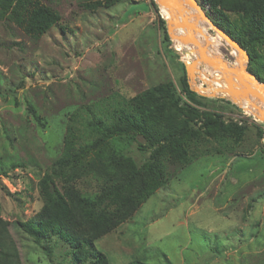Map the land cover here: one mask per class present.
Here are the masks:
<instances>
[{
    "label": "rangeland",
    "instance_id": "rangeland-1",
    "mask_svg": "<svg viewBox=\"0 0 264 264\" xmlns=\"http://www.w3.org/2000/svg\"><path fill=\"white\" fill-rule=\"evenodd\" d=\"M31 1L14 0L4 10L0 0V214L11 222L40 209L38 182L62 153L73 111L168 81L181 104L188 103L179 80L185 64L198 59L193 44L187 50L176 40L155 0L156 7L151 0H40L61 19L39 37L20 24ZM198 2L207 15L212 12L210 4ZM204 23L226 43L222 50L233 62L235 48ZM197 64L214 75L207 63ZM222 95L205 96L206 105L191 103L199 111L192 124L203 135L199 155L185 166L166 161L167 183L96 241L112 264H264V121L242 96L226 95L229 103L217 100ZM218 114L225 123L246 126L239 144L206 133L208 116ZM114 142L137 163L150 154L142 137ZM10 231L24 264H73L62 241H52L50 256L14 225Z\"/></svg>",
    "mask_w": 264,
    "mask_h": 264
},
{
    "label": "trees",
    "instance_id": "trees-1",
    "mask_svg": "<svg viewBox=\"0 0 264 264\" xmlns=\"http://www.w3.org/2000/svg\"><path fill=\"white\" fill-rule=\"evenodd\" d=\"M13 2L1 0L4 10H9ZM203 2L212 8L211 13L207 12L210 19L246 49L248 70L264 82V0ZM150 4L157 6L154 0ZM230 12L238 16L232 18ZM60 19L55 9L33 0L20 24L27 34L39 37ZM259 46L263 47V53L258 51ZM179 87L188 99L183 105L177 88L168 81L131 98H116L109 105L101 101L73 111L66 126L62 153L38 182L40 209L23 221L11 222L0 214V264H24L11 225L50 256L52 241L57 240L70 249L73 264H112L97 249L96 241L132 218L167 183L166 161L185 166L199 155L197 145L203 135L192 124L199 111L191 103L206 105L204 99L208 98L190 88L186 71ZM217 100L230 103L224 97ZM30 109L35 111L32 106ZM220 116H208L206 133L227 136L239 144L246 126L225 123ZM36 120L43 125L39 116ZM138 137L150 149L142 163H137L114 142L131 144ZM2 172L7 175V171ZM84 184L94 187L93 190Z\"/></svg>",
    "mask_w": 264,
    "mask_h": 264
},
{
    "label": "water",
    "instance_id": "water-1",
    "mask_svg": "<svg viewBox=\"0 0 264 264\" xmlns=\"http://www.w3.org/2000/svg\"><path fill=\"white\" fill-rule=\"evenodd\" d=\"M159 6H164L169 10H176L179 17L173 19L172 22L168 20V29L172 30L175 28H183L186 31V34L181 35L179 37L181 40L187 43H191L195 46L193 47V51L198 52V59L193 60L192 62L185 64V69L188 75V82L190 88L195 91L197 94L201 96H211L213 94H223L222 97L228 95L229 97H234L238 100L239 96L250 99V105L258 111L256 115L257 118L261 121H264V82L260 81L252 72L248 70V62H249V54L246 49L241 46V44L225 32L224 29L220 28L216 25L210 17L205 13L202 6L198 2V0H187L198 12L199 17L207 22L217 33H219L232 47L238 50L241 67L239 70L230 67L225 62H222L219 59L211 57L207 53V45H203L200 43V39H198L195 35L194 22L189 21V16L184 13L181 4L177 0H155ZM198 30V29H197ZM173 31V30H172ZM173 35V34H172ZM179 51L178 49H175ZM202 61L208 64V67L213 70L214 75H211V80L208 81L201 75L202 70L197 69L198 62ZM245 62V63H244ZM207 71V70H205ZM209 72V71H207ZM224 73L228 74L227 77H224ZM233 74L237 77L240 83L243 85L242 89H237L234 87L233 83ZM252 77V79H250ZM198 79H201L205 85L203 87L199 86ZM253 80L256 84H252ZM212 82L217 83L218 85L214 86ZM228 84L227 91L225 93L223 86ZM217 87V88H216ZM225 94V95H224ZM251 96L257 98V101L254 100Z\"/></svg>",
    "mask_w": 264,
    "mask_h": 264
},
{
    "label": "bare ground",
    "instance_id": "bare-ground-1",
    "mask_svg": "<svg viewBox=\"0 0 264 264\" xmlns=\"http://www.w3.org/2000/svg\"><path fill=\"white\" fill-rule=\"evenodd\" d=\"M177 1L181 4V7H182L184 13L189 16V21L194 22V25H195L194 32H195L196 37L201 40L200 43L205 45V42H203L202 39L205 38L207 40V43H208V45H207V53L211 57L219 59L222 62H225L230 67H233V68L239 70L240 67H241V63L239 61L240 58H239L238 50L237 49H232V51H230V54L232 55V57L234 59L233 62H230L229 60H227L226 56H225V54H224V52L222 50V46L226 45V43L221 39V37L219 35L213 36V35L210 34L209 30L205 26L204 21L199 17V14H198L197 10L187 0H177ZM162 11L169 18V20L171 22H172L173 19H176L177 17H179V15H178V13H177V11L175 9L174 10H169L168 8L162 6ZM172 30H173L174 36L176 37V40L178 39L180 42H182L184 47H185V49H187V50L192 49L190 47L189 43L184 42L183 40H181L179 38V37H181V35L186 34L185 29H183V28H175L174 27ZM208 48H210V49L208 50ZM201 75L203 77H205L206 80L212 81L211 80L212 72H207V71L203 70ZM223 76L227 77L228 74L224 73ZM250 79H252V77H250ZM212 83H213L214 86L218 85L215 82H212ZM233 83H234V87H236L237 89H242L243 88L242 84L237 79L235 74H233ZM252 84L253 85L256 84L254 80H253ZM223 88H228V84L226 83V85H224ZM242 98H244V97H241V99ZM244 100H245L244 104H245L246 107L253 108L250 105L249 100H247L245 98H244Z\"/></svg>",
    "mask_w": 264,
    "mask_h": 264
},
{
    "label": "built area",
    "instance_id": "built-area-1",
    "mask_svg": "<svg viewBox=\"0 0 264 264\" xmlns=\"http://www.w3.org/2000/svg\"><path fill=\"white\" fill-rule=\"evenodd\" d=\"M198 83H199V86H201V87H203L205 85V83L201 79H198Z\"/></svg>",
    "mask_w": 264,
    "mask_h": 264
}]
</instances>
